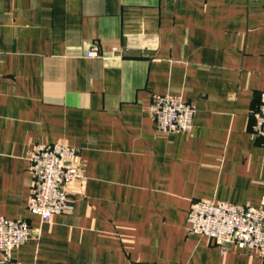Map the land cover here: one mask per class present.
<instances>
[{
  "label": "crops",
  "instance_id": "0c3cea01",
  "mask_svg": "<svg viewBox=\"0 0 264 264\" xmlns=\"http://www.w3.org/2000/svg\"><path fill=\"white\" fill-rule=\"evenodd\" d=\"M262 92L264 0H0V217L31 232L9 264H261L187 217L198 200L264 208ZM166 94L195 107L192 132H156ZM53 144L81 176L73 212L44 222L30 156Z\"/></svg>",
  "mask_w": 264,
  "mask_h": 264
},
{
  "label": "built area",
  "instance_id": "2783aa9c",
  "mask_svg": "<svg viewBox=\"0 0 264 264\" xmlns=\"http://www.w3.org/2000/svg\"><path fill=\"white\" fill-rule=\"evenodd\" d=\"M89 56H97L91 51ZM156 132L163 134L193 131L195 107L178 97L156 95L150 106ZM252 133L264 137V92L261 103L253 113ZM75 149L64 144L36 145L30 156L33 185L28 209L44 222L55 215L74 210L70 188L79 180L81 169L76 162ZM191 234L207 237L222 248L236 246L255 250L264 264V208L237 206L223 201L198 200L191 204L187 217ZM26 221L0 217V264L13 262V252L26 244L30 237ZM152 264V263H138Z\"/></svg>",
  "mask_w": 264,
  "mask_h": 264
}]
</instances>
